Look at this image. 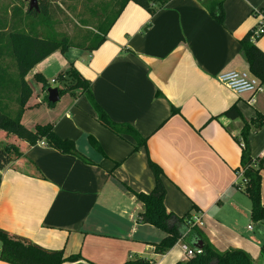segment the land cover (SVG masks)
Segmentation results:
<instances>
[{
	"label": "crops",
	"instance_id": "crops-1",
	"mask_svg": "<svg viewBox=\"0 0 264 264\" xmlns=\"http://www.w3.org/2000/svg\"><path fill=\"white\" fill-rule=\"evenodd\" d=\"M222 8L220 24L204 0H169L153 14L130 1L98 48L55 50L36 63L25 77L35 85H30L21 123L28 128L52 124L90 163L43 141L31 146L13 137L7 141L0 131V142L16 143L23 152V158L0 169V228L46 249L83 257L62 264L183 261V241L155 253L165 233L139 220L143 204L126 189L152 188L148 156L163 171L168 211L197 213V226L214 248L242 249L253 264H264V234L250 219L249 198L234 186L240 154L236 138L243 123L223 115L235 103L244 120L259 113L264 117V85L249 102L248 93L236 95L217 80L222 72L248 70L238 42L260 23V14L264 18V0H223ZM254 44L264 52V34ZM70 64L89 81L95 101L111 120L146 137V150L134 151L131 137L102 126L78 90L46 104L47 89L67 83L55 81V74ZM37 73L46 87L35 81ZM247 140L251 155L263 159L264 204V123ZM25 159L42 178L31 175ZM260 223L264 230V219Z\"/></svg>",
	"mask_w": 264,
	"mask_h": 264
},
{
	"label": "trees",
	"instance_id": "trees-1",
	"mask_svg": "<svg viewBox=\"0 0 264 264\" xmlns=\"http://www.w3.org/2000/svg\"><path fill=\"white\" fill-rule=\"evenodd\" d=\"M134 2L148 13L153 14L169 0H114L116 10L113 17L100 35L84 36L78 41L70 39L62 34L60 37L53 35L46 36L39 33H31L32 28L24 26L21 16V8L10 5L0 11V131L5 135H12L16 140L24 142L27 146L35 145L43 141L49 147L64 154H72L86 163L90 161L81 154L75 146L73 140L59 137L50 123H37L32 128H28L21 123V117L31 95V88L25 77L33 66L55 50L65 52L68 48H78L92 51L98 48L106 37L110 26L119 16L120 12L128 2ZM209 14L220 24L223 23V0H204ZM38 6L42 14L53 16L48 10L47 0H39ZM38 7V8H39ZM53 9V8H52ZM55 9V8H54ZM58 9V8H56ZM39 10V9H38ZM28 15H35L37 11L26 10ZM33 32V31H32ZM251 31L239 40L241 53L248 65V72L264 85V52L261 51L251 40ZM10 58V64L5 62L4 57ZM34 79L43 87L47 86L46 80L40 74H34ZM66 80L63 88H57L59 94L78 90L89 100L96 112L97 121L119 136H129L135 141L133 150L143 147L146 150V137L141 136L135 128L127 123H118L109 118L103 108L95 101L90 90V83L70 64L66 70L60 72L55 77V81ZM48 106L54 103L47 102ZM176 109L172 113H176ZM223 115L230 118H240L242 128L236 141L240 147L239 165L235 173L242 171V179L234 186L244 192L250 200V219L258 223L262 234L264 230L261 221L264 219V204L260 199V171L263 169V159L253 157L250 153L247 136L258 129L264 123V117L260 113L254 119L244 120L233 103ZM91 145L100 151L98 143L90 138ZM1 143V142H0ZM23 158V152L18 144L13 142H3L0 145V169L10 164L12 161ZM26 169L32 170L35 177L42 178V175L35 164L25 159ZM147 166L153 175V186L147 191H135L128 187L126 189L132 193L138 201L143 204V211L139 215V220L143 223L163 231L165 235L155 244L154 251L157 254H164L175 245L177 241H183L188 247L194 248L200 242L201 253L196 254L183 261L174 264H253L250 255L242 249L230 248L219 251L207 240L202 230L196 225L188 224L191 217L189 212L182 216H177L166 209L164 205L165 186L163 184V171L147 156ZM23 171V170H22ZM28 172V171H27ZM264 254V250H263ZM83 259L80 253L65 255L62 249H46L31 240L10 234L0 228V260L9 264H62ZM123 264H154L153 261L145 259H131Z\"/></svg>",
	"mask_w": 264,
	"mask_h": 264
},
{
	"label": "rangeland",
	"instance_id": "rangeland-1",
	"mask_svg": "<svg viewBox=\"0 0 264 264\" xmlns=\"http://www.w3.org/2000/svg\"><path fill=\"white\" fill-rule=\"evenodd\" d=\"M47 2L51 15L54 10L53 16L50 18L47 14L41 13L39 6L35 15H28L26 13L28 0H0V11L10 8V5H15L21 8L22 23L26 28H32L30 30L32 34L36 32L45 35L44 37L51 35L60 37L65 34L70 39L78 41L86 35H100L116 10L114 0H47ZM4 59V63L9 65L10 58L6 56ZM60 72L55 74L54 78ZM30 85L34 87V80L30 79ZM12 137V135H7V141H12ZM2 144L3 142L0 143V145ZM249 224L253 226L252 222Z\"/></svg>",
	"mask_w": 264,
	"mask_h": 264
},
{
	"label": "built area",
	"instance_id": "built-area-1",
	"mask_svg": "<svg viewBox=\"0 0 264 264\" xmlns=\"http://www.w3.org/2000/svg\"><path fill=\"white\" fill-rule=\"evenodd\" d=\"M259 16L260 23H258V25L253 30H251L250 38L252 41H256L264 34V18L261 16V14ZM217 80L236 95L248 93L250 95L249 102H253L255 95L261 92L263 89V84H261L258 79L250 74L247 70H231L222 72L217 76ZM236 176L237 180H235L234 185L242 179V171H238ZM236 188L239 189L238 186ZM199 222V215L197 213H193L187 223L197 226ZM200 253L201 249L199 247L191 248L187 245L183 246L184 259H188L189 257Z\"/></svg>",
	"mask_w": 264,
	"mask_h": 264
},
{
	"label": "water",
	"instance_id": "water-1",
	"mask_svg": "<svg viewBox=\"0 0 264 264\" xmlns=\"http://www.w3.org/2000/svg\"><path fill=\"white\" fill-rule=\"evenodd\" d=\"M29 3H28V9L29 10H35V11H38V2L37 0H28ZM59 99V92H58V89L56 87H53V88H48L47 91H46V100L47 102L49 103H55L57 102ZM196 247H201V244L200 242H198L196 245Z\"/></svg>",
	"mask_w": 264,
	"mask_h": 264
}]
</instances>
